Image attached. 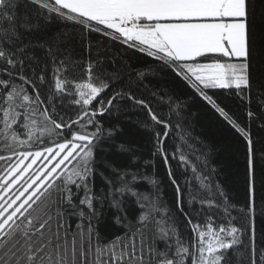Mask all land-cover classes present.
I'll list each match as a JSON object with an SVG mask.
<instances>
[{
    "label": "snow or ice",
    "instance_id": "obj_1",
    "mask_svg": "<svg viewBox=\"0 0 264 264\" xmlns=\"http://www.w3.org/2000/svg\"><path fill=\"white\" fill-rule=\"evenodd\" d=\"M0 162V264H264V0H0Z\"/></svg>",
    "mask_w": 264,
    "mask_h": 264
},
{
    "label": "trees",
    "instance_id": "obj_2",
    "mask_svg": "<svg viewBox=\"0 0 264 264\" xmlns=\"http://www.w3.org/2000/svg\"><path fill=\"white\" fill-rule=\"evenodd\" d=\"M68 31H73L71 27L68 28ZM93 42L97 39L103 38L98 37L96 34H92L90 37ZM108 44L109 48H112L115 52L124 56L125 59H130L133 64L138 63L137 54L133 53L131 50H127L123 45L113 42V41H105ZM217 94L220 95V99L224 101L229 107L235 109L236 105L233 102L231 97H227L223 94V90H216ZM255 99V94H254ZM253 109L255 110V104H253ZM208 123V114L205 113V125ZM253 133L258 135L257 128L255 125L253 126ZM203 132L208 136H220L223 135L228 141H233L234 137L230 132L226 129H223L220 125H214L212 128H208L207 126L203 129H197V133ZM138 141L142 140L141 136L135 137ZM145 153H147V149H143ZM218 154L220 157V167L224 168V171L220 172L217 176V179L221 183H225L227 188L230 190V195L234 198V200H242L243 199V191H244V157H243V147L242 145L231 143L230 146H225L221 144L218 149ZM2 165V162H0ZM161 175L163 172L161 171ZM168 199H171V188L167 189ZM237 207H242L241 205H237ZM75 221L73 220V223ZM257 234L258 236L264 232V219L258 218L257 223ZM183 231V229H181ZM103 233V228H102ZM186 235V233H185Z\"/></svg>",
    "mask_w": 264,
    "mask_h": 264
}]
</instances>
